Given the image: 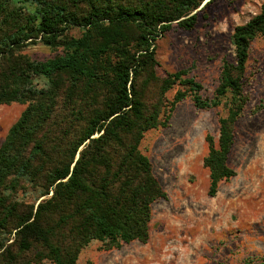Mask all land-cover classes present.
Segmentation results:
<instances>
[{
    "label": "trees",
    "instance_id": "1",
    "mask_svg": "<svg viewBox=\"0 0 264 264\" xmlns=\"http://www.w3.org/2000/svg\"><path fill=\"white\" fill-rule=\"evenodd\" d=\"M211 1L0 0V104H26L0 146V264H78L92 240L105 250L146 243L152 205L167 192L141 141L167 126L186 97L197 108L222 109L218 136L205 138L209 195L236 175L229 156L248 101L251 45L264 36V0L234 27V58L223 59L212 96L189 69L156 74L157 38L174 24L192 30ZM74 27L81 35L70 34ZM37 42L60 52L33 59L24 49ZM177 83L183 89L170 100ZM63 92L81 108L56 120ZM27 186L39 189L36 199L51 195L38 204L17 199Z\"/></svg>",
    "mask_w": 264,
    "mask_h": 264
},
{
    "label": "rangeland",
    "instance_id": "2",
    "mask_svg": "<svg viewBox=\"0 0 264 264\" xmlns=\"http://www.w3.org/2000/svg\"><path fill=\"white\" fill-rule=\"evenodd\" d=\"M262 2L213 0L199 11L192 30L174 24L155 41L156 74L164 77L189 69L188 75L203 85L202 93L212 96L223 59L234 58L230 39L234 27L259 13ZM69 32L79 36L82 30L74 27ZM24 52L43 60L60 50L37 42ZM35 84L43 87L45 80L36 78ZM180 88V84L174 85L166 94L168 99ZM244 91L248 101L236 122L229 156L236 175L222 182L214 196L209 195V169L203 163L208 151L205 138L208 133L218 136L222 109H200L186 97L177 103L167 126L148 130L141 141L142 151L167 192L166 198L152 205L149 240L112 250L102 249L100 241L92 240L81 251L78 264H264V36L252 42ZM66 93L57 104L56 120L72 117L73 107L81 108L71 105ZM91 103L88 100L86 107ZM25 107L17 102L0 104V146ZM81 122L75 120L73 128L80 129ZM38 195L39 189L27 186L16 198L38 204L51 193L36 199Z\"/></svg>",
    "mask_w": 264,
    "mask_h": 264
}]
</instances>
